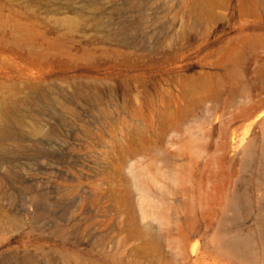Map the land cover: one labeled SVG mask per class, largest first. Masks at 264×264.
<instances>
[{"label":"rangeland","instance_id":"rangeland-1","mask_svg":"<svg viewBox=\"0 0 264 264\" xmlns=\"http://www.w3.org/2000/svg\"><path fill=\"white\" fill-rule=\"evenodd\" d=\"M0 21L25 31L0 30V101L39 126L0 137V264H264V0H0Z\"/></svg>","mask_w":264,"mask_h":264},{"label":"bare ground","instance_id":"bare-ground-1","mask_svg":"<svg viewBox=\"0 0 264 264\" xmlns=\"http://www.w3.org/2000/svg\"><path fill=\"white\" fill-rule=\"evenodd\" d=\"M62 19V23H66V24H68V26L70 25H72V23H74L75 21H76V19H75V21L73 20V19H64V17H61ZM68 18V17H67ZM59 21V20H58ZM60 23V22H59ZM76 23V22H75ZM77 24V23H76ZM75 24V25H76ZM6 26V23L5 22H1L0 21V30H3V31H5V30H7V31H9V33H11V36H12V41H13V43H16V42H18L19 41V38H20V36L25 32L24 31V29L20 26V25H18V24H15V25H13L10 29H5V28H8V26L7 27H5ZM63 26H64V24H63ZM9 27H10V25H9ZM65 27H66V25H65ZM72 27V26H71ZM74 27V26H73ZM72 31V30H71ZM1 32V31H0ZM6 32V31H5ZM8 33V34H9ZM4 35H5V33H4ZM2 36H3V32H2ZM1 36V37H2ZM1 39V38H0ZM21 41V40H20ZM7 96V95H6ZM9 96V95H8ZM9 98V97H8ZM8 98H3V99H1V101H0V137L1 138H6L5 136L11 131V130H21L22 129V127H24L30 134H32V135H34V137H35V134L38 132V130H39V126L37 127L34 123L33 124H28L27 122L26 123H24L25 121H24V119H23V116H22V114L18 111V108L16 107L17 106V104L18 103H20L19 101H18V103L15 105V102H12L13 100H15L14 98H13V100L11 101V100H9ZM23 128V129H24ZM25 129H24V131H21V132H25ZM19 132V131H18ZM17 132V133H18ZM16 132H14V134H15ZM26 134H27V132H25ZM19 134H20V132H19ZM22 134V133H21ZM4 135V137H2ZM10 135H12V134H10ZM25 135V134H24ZM14 136H17V135H14ZM29 136V135H28ZM8 137V136H7ZM10 137V136H9ZM19 137H20V135H19ZM0 138V139H1ZM22 138V137H21ZM2 152V151H1ZM0 152V153H1ZM3 153V152H2ZM1 155V154H0ZM1 157L2 156H0V160H1ZM3 161L5 160V159H2ZM1 160V161H2ZM1 163V162H0ZM262 173H263V180H264V169H263V171H262ZM13 223H14V225H16V226H19L20 225V223L17 221V220H15V219H13ZM1 228V227H0ZM28 264H41V263H37V262H34V261H32L29 257H28ZM24 262L25 261H23V264H24Z\"/></svg>","mask_w":264,"mask_h":264}]
</instances>
